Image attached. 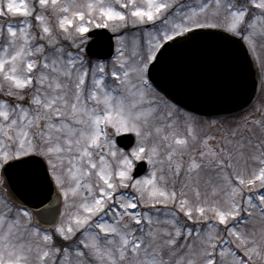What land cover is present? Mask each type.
<instances>
[{
    "label": "snow or ice",
    "instance_id": "1",
    "mask_svg": "<svg viewBox=\"0 0 264 264\" xmlns=\"http://www.w3.org/2000/svg\"><path fill=\"white\" fill-rule=\"evenodd\" d=\"M0 264H264V0H0Z\"/></svg>",
    "mask_w": 264,
    "mask_h": 264
},
{
    "label": "water",
    "instance_id": "2",
    "mask_svg": "<svg viewBox=\"0 0 264 264\" xmlns=\"http://www.w3.org/2000/svg\"><path fill=\"white\" fill-rule=\"evenodd\" d=\"M93 50L98 52V53H103L104 51H107L106 41L103 38H98L96 44L93 46ZM192 71H194V72H197V71L206 72V71H211V70L210 69L193 67ZM217 71H218L221 79L225 83L230 82L231 79L233 78L234 70H233V68L231 67L230 64L225 63ZM177 95H178L179 99H181V100H183V101H185L187 103H190V104L193 103L191 97L188 96L187 94H185L183 92V90H178L177 91ZM219 100H220V95L217 94L216 96L211 97V98H208V97L202 98L200 101L196 102L195 106H204V105H206V104H208L210 102H219Z\"/></svg>",
    "mask_w": 264,
    "mask_h": 264
}]
</instances>
